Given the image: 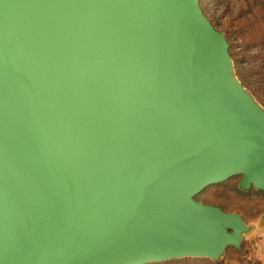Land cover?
I'll return each instance as SVG.
<instances>
[{"label": "water", "instance_id": "obj_1", "mask_svg": "<svg viewBox=\"0 0 264 264\" xmlns=\"http://www.w3.org/2000/svg\"><path fill=\"white\" fill-rule=\"evenodd\" d=\"M264 105L201 0H0V264L219 262L259 226Z\"/></svg>", "mask_w": 264, "mask_h": 264}, {"label": "trees", "instance_id": "obj_2", "mask_svg": "<svg viewBox=\"0 0 264 264\" xmlns=\"http://www.w3.org/2000/svg\"><path fill=\"white\" fill-rule=\"evenodd\" d=\"M240 23L236 30L234 25ZM256 23L258 27L254 32H250L252 25ZM225 33L229 36L231 44V54L235 60L238 69V76L244 84L249 85L257 98L264 105V0H243L241 12L228 21V26L223 27ZM239 36L242 39L241 44L232 43ZM211 190H218L222 193H234L238 196L256 197L260 196L259 204L264 207V193L255 190L242 191L238 188V183L230 180L227 183L216 185L205 190L199 199H204L205 195ZM222 197H217L208 204L222 206ZM229 250L235 251L238 255H243L235 248ZM228 250V251H229ZM162 264H225L224 260L214 262L209 259L187 258L182 260H173Z\"/></svg>", "mask_w": 264, "mask_h": 264}, {"label": "rangeland", "instance_id": "obj_3", "mask_svg": "<svg viewBox=\"0 0 264 264\" xmlns=\"http://www.w3.org/2000/svg\"><path fill=\"white\" fill-rule=\"evenodd\" d=\"M242 3L243 0H201L202 8L207 16L212 20L214 25L223 32H225L223 27L228 26V21L236 16L238 12H241ZM239 27L240 23H237L234 25L233 30ZM257 27L258 25L254 23L250 28V32H254ZM232 36V39L236 38L232 43L235 45L241 44V37ZM227 37L229 39L228 35ZM244 85L252 91L249 85ZM232 181L234 183H239L240 179L235 178ZM217 197H222L223 201L221 207L223 209L239 212L244 216L247 223H253L259 226V217L264 212V207L259 204L261 200L260 196H238L234 193H222L218 190H211L209 194L205 195L204 199L201 200L209 203ZM243 248L245 250L243 255H238L235 251L229 250L223 259L225 264H264V229L256 228L250 233L243 243Z\"/></svg>", "mask_w": 264, "mask_h": 264}]
</instances>
